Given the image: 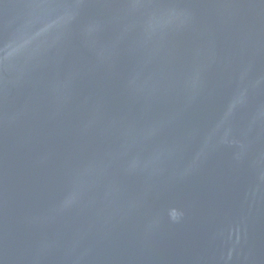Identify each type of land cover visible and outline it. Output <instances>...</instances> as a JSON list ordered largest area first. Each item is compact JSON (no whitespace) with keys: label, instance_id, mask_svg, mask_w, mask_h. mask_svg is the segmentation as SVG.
<instances>
[{"label":"water","instance_id":"1","mask_svg":"<svg viewBox=\"0 0 264 264\" xmlns=\"http://www.w3.org/2000/svg\"><path fill=\"white\" fill-rule=\"evenodd\" d=\"M0 264H264V0H0Z\"/></svg>","mask_w":264,"mask_h":264}]
</instances>
